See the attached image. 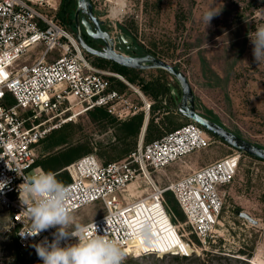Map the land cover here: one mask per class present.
Returning a JSON list of instances; mask_svg holds the SVG:
<instances>
[{
	"label": "rangeland",
	"instance_id": "374dc122",
	"mask_svg": "<svg viewBox=\"0 0 264 264\" xmlns=\"http://www.w3.org/2000/svg\"><path fill=\"white\" fill-rule=\"evenodd\" d=\"M62 1L53 0L57 9L52 10L50 15L71 31V24L58 14ZM90 2L109 33L132 39L144 54L163 60L185 73L200 114L241 139L264 148V63L259 64L254 59V46L249 38L258 26L264 24V0ZM76 9L77 0L74 15ZM208 10L219 13L207 26L203 14ZM88 57L96 68L123 77L109 67H100L96 57ZM37 59V56H33L25 62L33 63ZM136 71L129 74L133 81L123 79L139 89L155 108L154 112L151 109L149 112V121L152 119L153 124L148 135L152 141L189 122L178 113L181 89L168 73ZM110 79L114 88L132 100L136 113L119 119L108 112L113 119L111 122L93 119L91 111L79 115L37 146L36 168L44 171L39 163L51 156H59L62 163H69L55 174H59L56 178L65 185L71 180L67 168L76 161L94 156L102 164L120 162L138 148L143 127L139 134L130 136L124 124L140 115L144 116L145 121L144 102L140 96L130 97L131 89L125 87L120 79ZM158 82L168 83V92L163 99L154 100L145 95L144 89ZM145 136L146 131L142 140L144 145L151 142L149 138L146 141ZM235 152L241 156L240 164L234 180L224 190V206L211 237L201 243L187 225L175 197L167 193L165 199L173 213L174 224L190 246L179 237L174 226L163 229L164 236L170 242L168 246L178 250L181 248L190 256L160 255L159 252L158 256L133 257L124 264H264V161L212 137V145L208 149L189 155L184 162L172 164L159 174L155 173L154 178L159 186L165 187ZM136 186L137 183L132 184L130 191L135 193ZM141 192L142 189L137 195ZM240 212L248 213L257 224L241 218ZM104 213L101 204H93L73 214L74 223L84 225ZM36 260L33 249L19 244L10 227L9 215L0 211V264H43L42 261L36 263Z\"/></svg>",
	"mask_w": 264,
	"mask_h": 264
},
{
	"label": "built area",
	"instance_id": "2783aa9c",
	"mask_svg": "<svg viewBox=\"0 0 264 264\" xmlns=\"http://www.w3.org/2000/svg\"><path fill=\"white\" fill-rule=\"evenodd\" d=\"M55 9L53 0H0V181L5 182L0 190V211L9 215L19 244L34 251L32 245L45 238L51 242L56 231L51 228L36 237L20 236L22 230L30 228V221L22 212L19 185L23 176L42 170L35 167L37 146L74 118L96 108L119 119L134 115L137 110L132 100L113 87L110 77H117L143 96L123 77L96 68L74 32L50 15ZM110 35L117 45L121 35ZM33 56L38 57L35 62H25ZM143 102L149 115L151 103ZM211 145V135L189 121L146 145L141 141L123 161L102 164L94 156H86L73 163L67 168L71 181L65 184L71 191L73 214L93 204L105 209L103 215L84 224L88 227L84 236L95 234L94 224L97 234L103 235L108 229V237L126 254L123 264L140 255L158 256L148 249L152 239L162 234L160 241L170 245L158 226V207L185 241L165 199L171 193L187 225L205 243L218 225L224 190L237 174L240 154L235 152L196 169L165 187L157 184L154 174ZM134 183L135 193L130 191ZM78 242V238L68 237L61 246ZM173 252L169 249L165 255L190 256L181 248L177 254Z\"/></svg>",
	"mask_w": 264,
	"mask_h": 264
},
{
	"label": "clouds",
	"instance_id": "9594fccd",
	"mask_svg": "<svg viewBox=\"0 0 264 264\" xmlns=\"http://www.w3.org/2000/svg\"><path fill=\"white\" fill-rule=\"evenodd\" d=\"M218 13L208 10L203 14L207 26ZM249 38L254 46V59L259 64L264 63V24L258 26ZM23 181L19 185V199L30 228L22 230L20 236L36 237L43 231L56 229L51 242L45 238L32 245L43 264H123L126 254L117 241L108 237V229L103 235L97 234L94 224L95 234L85 237L88 227L74 223L69 206L71 191L55 173L36 170L32 175L23 176ZM4 187L5 182L0 181V190ZM105 219L108 225V218ZM68 237H76L79 242L62 247L61 241Z\"/></svg>",
	"mask_w": 264,
	"mask_h": 264
},
{
	"label": "water",
	"instance_id": "95a60500",
	"mask_svg": "<svg viewBox=\"0 0 264 264\" xmlns=\"http://www.w3.org/2000/svg\"><path fill=\"white\" fill-rule=\"evenodd\" d=\"M97 12L94 9L90 0H77V9L75 11V31L74 35L77 42L88 54L96 58H100L111 63L117 64L121 67L132 70H162L168 73L179 85L181 89V98L178 103V113L188 119L200 125L208 134L217 139H220L227 145L236 149L239 152L247 154L253 158L264 161V148L251 144L235 134L229 132L221 125L208 119L198 112L195 105V98L191 84L183 71L177 67L166 63L152 55H146L144 57H134L125 54L127 51L140 52V48L134 44L132 39L126 38L121 35L116 42L111 37L110 33L104 32L102 26L104 22L96 16ZM95 39L105 42V47L102 50L92 48L84 40L82 31ZM145 123V121H144ZM149 119L145 123L144 134L147 129ZM143 134V136H144ZM143 138L141 139V141ZM240 217L257 224V221L253 219L248 213L240 212Z\"/></svg>",
	"mask_w": 264,
	"mask_h": 264
},
{
	"label": "trees",
	"instance_id": "16d2710c",
	"mask_svg": "<svg viewBox=\"0 0 264 264\" xmlns=\"http://www.w3.org/2000/svg\"><path fill=\"white\" fill-rule=\"evenodd\" d=\"M75 6H76V0H63L62 6L60 8V12L58 13L60 17L65 18L66 23L71 24L70 28H71L72 32L75 31V25L73 23V20H74V14L73 13H74ZM95 60L98 62V65L100 67H102V68L103 67H109L110 69H112L113 71L122 75L123 77L127 78L128 80L131 79L133 81V79L130 78L129 74L131 72H137L136 70L127 69V68L121 67L117 64L111 63L109 61H106V60H103L100 58H95ZM157 71L164 72L162 70H157ZM167 84L168 83H165V82H162V83L158 82V84L151 83L144 89L145 95L150 96L154 100H157L159 98L163 99L168 92ZM153 107L154 106L152 105L151 110L154 112L155 108H153ZM90 115L92 116L93 119L99 120L101 122L102 121L111 122L113 120L112 117L110 116V114L102 108L94 109L93 111L90 112ZM143 122H144V116L140 115V116L133 118L130 122L124 124L127 135L135 136V135L139 134L141 128L143 127ZM152 124H153V121L151 119L149 121V124L147 126V130H146V136H145L146 141H149V139H150V141H152L150 135H148V132L152 128ZM214 138L217 139L216 137H214ZM39 164L42 166V168L44 169L45 172L51 171V172L56 174L57 172L62 170L63 167H65L69 163L68 162H67V164H66V162L62 163L59 156H51V157L47 158L46 160H44L43 162H40ZM57 175H59V174H57ZM70 181L68 180L65 184L69 183ZM176 245H178V244H176Z\"/></svg>",
	"mask_w": 264,
	"mask_h": 264
},
{
	"label": "bare ground",
	"instance_id": "6f19581e",
	"mask_svg": "<svg viewBox=\"0 0 264 264\" xmlns=\"http://www.w3.org/2000/svg\"><path fill=\"white\" fill-rule=\"evenodd\" d=\"M119 3V2H118ZM124 5V4H123ZM114 10V9H113ZM115 13V12H114ZM147 118L149 119V115L148 113L146 114V117H145V123L147 121ZM145 123L143 125V128H142V133H141V139L143 138V134H144V128H145ZM154 205H152V208H153ZM155 215L157 216V220H158V226H160L161 229H165L169 226L172 227V224L169 223V219L167 218V216L164 214V212L161 210L160 207H158L156 210H155ZM167 221V222H164V221ZM166 223H169L168 225ZM160 236H158L157 238H154L152 239L153 242L152 244L148 247L149 250H154L155 253H160L161 254H166V252H168V250L170 249V251H174L173 253L177 254V250L178 248H171L170 246H165L163 245L164 243H162L159 239Z\"/></svg>",
	"mask_w": 264,
	"mask_h": 264
},
{
	"label": "flooded vegetation",
	"instance_id": "af4514ba",
	"mask_svg": "<svg viewBox=\"0 0 264 264\" xmlns=\"http://www.w3.org/2000/svg\"><path fill=\"white\" fill-rule=\"evenodd\" d=\"M97 16V14H96ZM99 17V16H97ZM100 18V17H99ZM101 20V19H100ZM74 25L76 26V23H75V19H74ZM102 30L104 32H108V30L105 28V25L102 26ZM109 33V32H108ZM82 34H83V37H84V40L87 42V44L89 46H91L92 48L94 49H97V50H102L104 47H105V42L102 41V40H95L91 37H89L86 32L83 30L82 31ZM125 54L129 55V56H134V57H144L146 56V54H144L141 49H140V52L138 53H135L134 51H127V49H125ZM148 55V54H147ZM93 57V56H92ZM143 71V70H142Z\"/></svg>",
	"mask_w": 264,
	"mask_h": 264
},
{
	"label": "crops",
	"instance_id": "0c3cea01",
	"mask_svg": "<svg viewBox=\"0 0 264 264\" xmlns=\"http://www.w3.org/2000/svg\"><path fill=\"white\" fill-rule=\"evenodd\" d=\"M132 91V94L130 95V97H135V98H137V96H140V94H138V93H136L133 89L131 90ZM141 98H142V101H144V99L145 100H147L145 97H144V95L143 96H140ZM170 126H174V124H170ZM206 162H207V160H206ZM205 163V162H204Z\"/></svg>",
	"mask_w": 264,
	"mask_h": 264
}]
</instances>
